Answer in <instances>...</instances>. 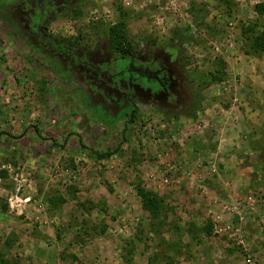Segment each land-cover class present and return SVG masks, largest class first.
<instances>
[{"label":"rangeland","instance_id":"374dc122","mask_svg":"<svg viewBox=\"0 0 264 264\" xmlns=\"http://www.w3.org/2000/svg\"><path fill=\"white\" fill-rule=\"evenodd\" d=\"M19 1L0 0L5 258L172 264L170 254L173 264H264V54L253 51L254 33L243 30L253 22L264 31V16L255 12L264 0H82L50 24V36L82 48L179 54L172 65L185 80L178 104L140 102L136 115L131 107L109 112L77 71L34 42L11 10ZM120 24L131 46L112 42ZM222 61L225 79L214 83ZM117 147L111 160L91 157ZM139 181L177 208L161 232L150 230ZM19 185L20 197L31 201L15 204L16 212L8 200ZM227 201L242 207L245 245L215 235L213 223L211 237L192 239L187 225L213 221ZM228 212L226 226H236ZM162 239L182 244L181 252L160 247Z\"/></svg>","mask_w":264,"mask_h":264},{"label":"flooded vegetation","instance_id":"af4514ba","mask_svg":"<svg viewBox=\"0 0 264 264\" xmlns=\"http://www.w3.org/2000/svg\"><path fill=\"white\" fill-rule=\"evenodd\" d=\"M82 0H20L16 12L24 31L51 57L73 68L90 95L109 112L118 114L140 102L161 106L178 104L184 90L182 73L172 68L179 55L174 49L129 52L104 46L79 47L50 36L47 28ZM182 77V78H181ZM132 115V114H131Z\"/></svg>","mask_w":264,"mask_h":264},{"label":"trees","instance_id":"16d2710c","mask_svg":"<svg viewBox=\"0 0 264 264\" xmlns=\"http://www.w3.org/2000/svg\"><path fill=\"white\" fill-rule=\"evenodd\" d=\"M255 12L260 15L264 16V3L258 4L255 6ZM116 28H112V42L120 44V45H129L131 44L127 41V36L125 35L124 31V24H120L115 26ZM259 26L256 23L251 22V24L247 28H243L244 32H252L254 33V38L252 40V49L256 53H263L264 54V31L260 32L258 30ZM122 32V33H120ZM250 40V38H249ZM131 50V49H130ZM223 67L221 70L216 72L215 74L212 72L211 76L213 79V82L216 83L218 81H222L225 79L226 72L224 71V68L226 66L225 62H221ZM133 115H136V113H133ZM36 132L39 133V131L36 129ZM120 152V147H117L113 152H106L101 153L97 151H91V157L94 158L97 161H108L111 160L117 153ZM136 154V153H134ZM140 163V161H137ZM4 176V174H2ZM136 189V195L140 200L141 208L147 212V214L150 217L151 226L150 230L156 232H161V229L163 226H165V223L167 220H169L170 215H174L177 212V208L172 206L168 203V199L164 196H161L158 192H155L153 190H150L143 186V183L139 181L137 185L135 186ZM2 211L6 213L8 211V206L3 205ZM213 222L211 220L206 221L204 226L198 227L196 224H193L190 222L188 226V232L189 234L193 235L192 239L196 240L200 235H205L208 237H211L213 234ZM179 226H175V232L180 231ZM200 238V237H199ZM8 243V242H7ZM166 247V250L172 251L174 253H180L182 244H175L173 242H165L164 239H162V242H160V247ZM6 247V245H4ZM11 247V246H9ZM2 248L0 247V264H14L11 261H8L3 252ZM167 261L173 264L172 256L169 254L166 257Z\"/></svg>","mask_w":264,"mask_h":264},{"label":"built area","instance_id":"2783aa9c","mask_svg":"<svg viewBox=\"0 0 264 264\" xmlns=\"http://www.w3.org/2000/svg\"><path fill=\"white\" fill-rule=\"evenodd\" d=\"M4 169H8V168L6 166H4ZM22 187H23L22 185L17 186L16 194L12 195L8 200L10 208H12L13 211L16 209V212H19L17 209L20 205H18V207H17V206H15V204H19V203L28 204L31 201V199H29V198L24 200L20 197L19 192H20ZM223 205H225L224 206L225 211H222L220 213L216 212L212 216V219H213L212 222L214 224L215 235L216 234H222L223 236H227L229 241L232 244L236 243V245L244 246L245 244H244V240L242 237V228L240 226L241 222L245 218L244 214H242V211H241L242 207L240 205L230 204V203H228V201L224 202ZM226 210L229 211L228 213H231L230 216L232 218H234L233 215H236L238 217L239 223L236 226H226L225 218H227V216H229V214L225 213ZM248 262L251 263V260H248Z\"/></svg>","mask_w":264,"mask_h":264},{"label":"crops","instance_id":"0c3cea01","mask_svg":"<svg viewBox=\"0 0 264 264\" xmlns=\"http://www.w3.org/2000/svg\"><path fill=\"white\" fill-rule=\"evenodd\" d=\"M186 183H187V181H186Z\"/></svg>","mask_w":264,"mask_h":264}]
</instances>
